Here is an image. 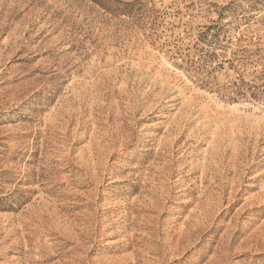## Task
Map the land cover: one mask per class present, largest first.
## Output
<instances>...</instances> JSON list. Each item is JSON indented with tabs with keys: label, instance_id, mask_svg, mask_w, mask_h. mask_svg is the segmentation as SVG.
I'll list each match as a JSON object with an SVG mask.
<instances>
[{
	"label": "rangeland",
	"instance_id": "rangeland-1",
	"mask_svg": "<svg viewBox=\"0 0 264 264\" xmlns=\"http://www.w3.org/2000/svg\"><path fill=\"white\" fill-rule=\"evenodd\" d=\"M0 264H264V0H0Z\"/></svg>",
	"mask_w": 264,
	"mask_h": 264
}]
</instances>
